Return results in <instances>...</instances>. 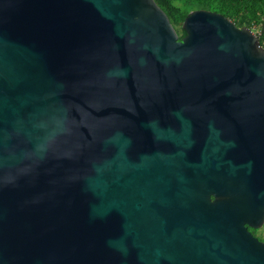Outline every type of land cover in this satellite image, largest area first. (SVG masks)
<instances>
[{
	"label": "water",
	"instance_id": "95a60500",
	"mask_svg": "<svg viewBox=\"0 0 264 264\" xmlns=\"http://www.w3.org/2000/svg\"><path fill=\"white\" fill-rule=\"evenodd\" d=\"M155 0H0V264H264V47Z\"/></svg>",
	"mask_w": 264,
	"mask_h": 264
},
{
	"label": "trees",
	"instance_id": "16d2710c",
	"mask_svg": "<svg viewBox=\"0 0 264 264\" xmlns=\"http://www.w3.org/2000/svg\"><path fill=\"white\" fill-rule=\"evenodd\" d=\"M165 11L180 38L186 36L183 24L193 11L207 10L219 13L239 27H248L255 32L264 47V0H155ZM259 240L263 230L250 229ZM261 236V237H258Z\"/></svg>",
	"mask_w": 264,
	"mask_h": 264
},
{
	"label": "rangeland",
	"instance_id": "374dc122",
	"mask_svg": "<svg viewBox=\"0 0 264 264\" xmlns=\"http://www.w3.org/2000/svg\"><path fill=\"white\" fill-rule=\"evenodd\" d=\"M255 34H256V33H255ZM259 234L262 235V236L264 237V228H263V231H261ZM258 237H261V236H258ZM263 239H264V238H263Z\"/></svg>",
	"mask_w": 264,
	"mask_h": 264
},
{
	"label": "flooded vegetation",
	"instance_id": "af4514ba",
	"mask_svg": "<svg viewBox=\"0 0 264 264\" xmlns=\"http://www.w3.org/2000/svg\"><path fill=\"white\" fill-rule=\"evenodd\" d=\"M264 228V227H263ZM263 228L259 229V230H263Z\"/></svg>",
	"mask_w": 264,
	"mask_h": 264
}]
</instances>
